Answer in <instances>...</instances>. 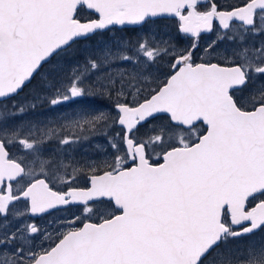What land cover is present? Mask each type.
<instances>
[{
    "label": "snow or ice",
    "instance_id": "1",
    "mask_svg": "<svg viewBox=\"0 0 264 264\" xmlns=\"http://www.w3.org/2000/svg\"><path fill=\"white\" fill-rule=\"evenodd\" d=\"M0 264H264V0H0Z\"/></svg>",
    "mask_w": 264,
    "mask_h": 264
}]
</instances>
